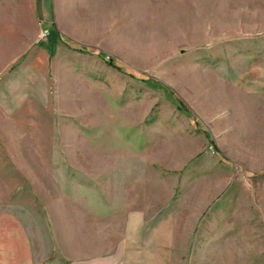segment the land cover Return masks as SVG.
<instances>
[{
	"label": "rangeland",
	"instance_id": "obj_1",
	"mask_svg": "<svg viewBox=\"0 0 264 264\" xmlns=\"http://www.w3.org/2000/svg\"><path fill=\"white\" fill-rule=\"evenodd\" d=\"M5 233L34 264H264V0H0Z\"/></svg>",
	"mask_w": 264,
	"mask_h": 264
},
{
	"label": "crops",
	"instance_id": "obj_2",
	"mask_svg": "<svg viewBox=\"0 0 264 264\" xmlns=\"http://www.w3.org/2000/svg\"><path fill=\"white\" fill-rule=\"evenodd\" d=\"M19 242L23 243V241H19L17 238L14 240L8 233L0 236V264H34L33 261L31 263L28 257H24L18 252ZM19 255L26 260L20 259Z\"/></svg>",
	"mask_w": 264,
	"mask_h": 264
},
{
	"label": "trees",
	"instance_id": "obj_3",
	"mask_svg": "<svg viewBox=\"0 0 264 264\" xmlns=\"http://www.w3.org/2000/svg\"><path fill=\"white\" fill-rule=\"evenodd\" d=\"M109 63L111 64V62L109 61Z\"/></svg>",
	"mask_w": 264,
	"mask_h": 264
}]
</instances>
